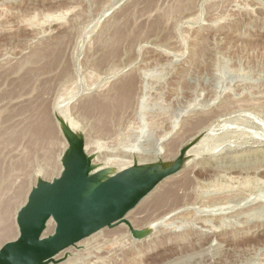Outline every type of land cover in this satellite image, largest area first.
<instances>
[{
	"label": "rangeland",
	"instance_id": "1",
	"mask_svg": "<svg viewBox=\"0 0 264 264\" xmlns=\"http://www.w3.org/2000/svg\"><path fill=\"white\" fill-rule=\"evenodd\" d=\"M130 78V107L106 123L99 100ZM263 104L264 0H0V250L17 238V213L38 181L59 177L68 148L61 118L85 136L90 157L99 151L94 173L137 158L167 163L187 147L201 160L151 192L190 178L168 217L151 193L142 201L152 208H142L153 217L142 201L128 213L137 231L155 224L147 238L117 222L104 229L117 233L100 230L92 248L80 245L56 264H264ZM124 224L125 234L117 231Z\"/></svg>",
	"mask_w": 264,
	"mask_h": 264
},
{
	"label": "water",
	"instance_id": "2",
	"mask_svg": "<svg viewBox=\"0 0 264 264\" xmlns=\"http://www.w3.org/2000/svg\"><path fill=\"white\" fill-rule=\"evenodd\" d=\"M61 129L68 148L61 163L63 172L53 182L40 179L26 204L17 213L19 238L0 250V264H56L55 257L102 229L115 223L129 226L136 239L155 232L136 231L127 214L164 180L180 173L190 156V148L167 163L140 165L112 173H93L94 157L86 152V139L79 129L65 124ZM56 223L54 235L43 238L49 219Z\"/></svg>",
	"mask_w": 264,
	"mask_h": 264
},
{
	"label": "bare ground",
	"instance_id": "3",
	"mask_svg": "<svg viewBox=\"0 0 264 264\" xmlns=\"http://www.w3.org/2000/svg\"><path fill=\"white\" fill-rule=\"evenodd\" d=\"M135 90H136V89H135V86H134V78H130V79H128L127 81H125V82L123 83V85L117 90V92H115V95H114V97L112 98V100H106V101L103 100V99H102V101L99 100V101L101 102V104L99 105V107L101 106V107H100V108H101V110H100V115H102L103 117H106V118H105V119H106V121H105L106 123H111L112 120L115 118L116 115H118V114H119L121 111H123L125 108L127 109L128 106L130 107V102L132 101L133 94H134V91H135ZM263 105H264V104H263ZM98 109H99V108H98ZM91 110H92V109H91ZM91 110H90V111H91ZM95 110H96V109H95ZM90 111H88V112H90ZM98 111H99V110H98ZM124 111H125V110H124ZM44 113H46V112H44ZM44 113H43V116L45 115ZM92 113H93V112H92ZM97 114H98V113H97ZM92 115H93V114H92ZM46 116H47V115H46ZM88 117H89V116H88ZM93 117H94V116H93ZM127 117H128V116H127ZM42 118H43V117H42ZM42 118H41V120H42ZM46 118H47V117H46ZM38 119H40V118H38ZM43 119H44V118H43ZM101 119H102V118H101ZM95 120H96V119H95ZM98 120H99V119H98ZM102 120H103V119H102ZM96 121H97V120H96ZM100 121H101V120H100ZM117 121H118V120H117ZM37 122H39V120H38ZM37 122H36V123H37ZM101 122H102V121H101ZM43 124H44V122H43ZM45 124H46V123H45ZM47 125H48V124H47ZM72 125L75 126L76 124H75V123H72L71 126H72ZM103 125H104V124H103ZM107 125H108V124H107ZM107 125L105 124V126H107ZM110 125H112V124H109L108 126H110ZM116 125H118V124H116ZM36 127H37V126H36ZM43 127H47V126L45 125V126H43ZM110 127H111V126H110ZM38 128H39V127H38ZM38 128H37V129H38ZM73 128H77V126H76V127H73ZM93 128H94V127H93ZM97 128H98V127H97ZM29 129H31V128H29ZM50 129H51V128H50ZM52 129H53V128H52ZM77 129H78V128H77ZM102 129H104V126H103V128H101L100 130H102ZM105 129H107V128H105ZM108 129H109V128H108ZM42 130H43V129H42ZM109 130H110V129H109ZM32 131H33V130H32ZM44 131H45V130H44ZM49 131H50V130H49ZM39 132L41 133V131H38V133H39ZM101 132H102V131H101ZM33 133H35V130L33 131ZM43 133H44V132H43ZM51 133H52V131H51ZM107 133H108V132H107ZM110 133H111V132H110ZM35 134L38 135L37 133H35ZM46 134H47V133H46ZM52 134H53V133H52ZM113 134H114V133H113ZM192 134H193V133H192ZM44 135H45V134H44ZM47 135H48V134H47ZM47 135H45V136H47ZM94 135H95V134H94ZM40 136H41V135H40ZM42 136H43V135H42ZM42 136H41V137H42ZM187 136H188V135H187ZM192 136H193V135H192ZM37 137L40 138V139H37V138H36L37 140H41V137H39V136H37ZM95 137H96V136H95ZM164 137H166V136H164ZM185 137H186V136H185ZM185 137H184V138H185ZM187 138H188V137H187ZM87 139H88V138H87ZM115 139H116V138H115ZM88 140H89V139H88ZM88 140H87V141H88ZM185 140H186V139H185ZM188 140H189V139H188ZM41 141H42V140H41ZM43 141H44V140H43ZM106 141L108 142V140H106ZM39 142H40V141H39ZM88 142H89V141H88ZM103 142H105V140H104ZM109 142H110V141H109ZM116 142H117V141H116ZM182 142H183V141H182ZM64 143H65V142H64ZM64 143H63V144H64ZM89 143H91V145H92V142H89ZM89 143H88V145H89ZM105 143H106V142H105ZM110 143H112V142H110ZM97 144H98V143H95V144H93V145H97ZM93 145H92V146H93ZM111 145H113V144H111ZM65 146L67 147L66 144H65ZM99 146H101V145H99ZM103 146H104V145H103ZM108 146H109V145H108ZM117 146H118V144H117ZM87 147L89 148V146H87V144H86V148H87ZM90 147H91V146H90ZM114 147H116V145H114ZM96 148H97L98 150H100V153L103 152V151L101 150L100 147L98 148V146H97ZM102 148H103V147H102ZM106 148H107V147H106ZM66 149H67V148H66ZM89 149H90V148H89ZM89 149H88V150H89ZM92 149H93V148H92ZM103 149H104V148H103ZM125 150H126V149H125ZM176 150H177V149H176ZM176 150H175V151H176ZM63 151H64V150H63ZM101 151H102V152H101ZM112 151H113V150H112ZM87 152H88V151H87ZM92 152H94V150H93ZM98 152H99V151H98ZM98 152H97V154H96V152L91 153V154H92L91 157H92V158H93V157H94V158H97V157H95L94 155H95V154L98 155ZM110 152H111V151H110ZM124 152H125V151H124ZM126 152H127V151H126ZM126 152H125V153H126ZM131 152H132V151H131ZM256 152H257V151H256ZM88 153H89V152H88ZM104 153H105V152H104ZM120 153H122V152H120ZM89 154H90V153H89ZM105 154H106V153H105ZM128 154H129V153H128ZM133 154H134V153H133ZM137 154H139V153H136V156H137ZM170 154H171V153H170ZM245 154H246V153H245ZM247 154H248V153H247ZM99 155H100V154H99ZM99 155H98V156H99ZM103 155H104V154H103ZM126 155H127V154H126ZM130 155H131V154H130ZM139 155H140V154H139ZM154 155H155V154H154ZM154 155H153V156H154ZM177 155H178V154H177ZM209 155H210V154H209ZM242 155H243V154H242ZM106 156H107V155H106ZM108 156H109V155H108ZM113 156H114V154H113ZM117 156H118V155H117ZM131 156H132V155H131ZM146 156H147V155H146ZM151 156H152V155H151ZM202 156H203V155H202ZM103 157H104V156H103ZM103 157H100V158L103 159ZM109 157H112V155L110 154ZM198 157H200V158H198ZM113 158L115 159L114 161H112V158H111V160H110V161H112V163L116 161V158H117V157H116V158L113 157ZM133 158H134V157H133ZM136 158H137V157H136ZM141 158H142V157H141ZM143 158H145V157H143ZM150 158H151V157H150ZM170 158H171V156H170ZM98 159H99V158H98ZM106 159H107V158H106ZM120 159H121V157L119 158V160H120ZM126 159H127V158L125 157V159L123 158V159H121L120 161L122 162V161H125ZM147 159H148V158H147ZM191 159H193V160H191ZM202 159H203V157H202ZM96 160H97V159H96ZM100 160H101V159H100ZM128 160H129V159H128ZM128 160H127V161H128ZM137 160H138V158H137ZM137 160H136V161H137ZM139 160H140V159H139ZM150 160H151V159H150ZM200 160H201V156H196L195 159H194V157H193V158H190V159L187 160V163H186L185 167L189 166L191 163H194L193 165H195V161H198V162H199ZM209 160H210V159H209ZM233 160H234V159H233ZM102 161H103V160H102ZM110 161H108V159H107L106 166H107L108 162H109V165H110V163H111ZM120 161H119V162H120ZM129 161H134V159H133V160L131 159V160H129ZM129 161H128V162H129ZM145 161H146V160H145ZM145 161H144V162H145ZM156 161H157V160H156ZM156 161H152V163H153V162H156ZM207 161H208V160H207ZM100 162H101V161H100ZM105 162H106V161H105ZM121 162H120V164H119L118 161H117V164L114 163V164H113V167H114L115 165H122ZM144 162L141 163V164H144ZM150 162H151V161H149L148 163H150ZM209 162H210V161H209ZM260 162H261V161H260ZM93 163H94V162H93ZM96 163H97V162H96ZM103 163H104V162H103ZM112 163H111V165H112ZM124 163H127V162H124ZM130 163H131V162H130ZM130 163H129V165L132 166V164H130ZM133 163H134V162H133ZM139 163H140V162H139ZM148 163H146V164H148ZM141 164H140V165H141ZM196 164H197V163H196ZM198 164L200 165V163H198ZM204 164H205V163H204ZM262 164H263V163H262ZM96 165H97V164H96ZM144 165H145V164H144ZM202 165H203V164H202ZM202 165H201V166H202ZM255 165H256V163H255ZM94 166H95V163H94ZM100 166H102V162H101ZM122 166H123V167H121V166H118V167H117V166H116V167H114V168H118V169H119L120 167H121V168H124V167H125V168H127V167H131V166H127V167H126L125 164L122 165ZM203 166H204V165H203ZM203 166H202V167H203ZM205 166H206V165H205ZM233 166H234V165H233ZM240 166H241V165H240ZM251 166H252V165H251ZM257 166H258V165H257ZM257 166H255V167H257ZM56 167H57V166H56ZM95 167H97V166H95ZM98 167H99V166H98ZM104 167H105V166H104ZM190 167H191V166H190ZM198 167H200V166H198ZM221 167H222V166H221ZM235 167H236V166H235ZM57 168H58V167H57ZM60 168H61V171L58 170V171L60 172V174H58V176H59L58 178L61 177L62 172H63V166H62V167L60 166L59 169H60ZM111 168H112V166H111ZM114 168H113V169H108V167H107V168H103V169L101 168L102 170H101V169H98V171H101V172H103V171H110V172H112V173H115V172L113 171ZM125 168H124V169H125ZM200 168H201V167H200ZM204 168H205V167H204ZM222 168H223V167H222ZM232 168H233V167H232ZM246 168H247V167H246ZM249 168H251V167H249ZM253 168H254V167H253ZM95 169H97V168H95ZM184 169H185V168H184ZM186 169H187V168H186ZM193 169H194V168H193ZM201 169H202V168H201ZM223 169H224V168H223ZM230 169H231V168H230ZM262 169H263V168H262ZM262 169H261V170H262ZM195 170H196V169H195ZM199 170H200V169H199ZM233 170H234V169H233ZM252 170H253V169H252ZM255 170H256V169H255ZM255 170H254V171H255ZM55 171H57V170L55 169ZM193 171H194V170H193ZM227 171H228V170H227ZM227 171H226V172H227ZM231 171H232V170H231ZM234 171H238V170L235 169ZM239 171H240V170H239ZM256 171H257V170H256ZM96 172H97V171H96ZM96 172H95V173H96ZM194 172H195V171H194ZM250 172H251V170H250ZM93 173H94V171H93ZM185 173H186V172H185ZM196 173H197V172H196ZM241 173H242V172H241ZM243 174H244V173H243ZM189 175H190V174H189ZM189 175H188V176H189ZM241 175H242V174H241ZM178 176H180V175H178ZM184 176H185V174L183 175V177H184ZM188 176H186V177H184V178H187V179H188ZM238 176H240V175H238ZM250 177H251V176H250ZM56 178H57V177H56ZM238 178H239V177H238ZM251 178H252V177H251ZM51 179H52V178H51ZM54 179H55V177H54ZM176 179H177V178H176ZM178 179H179V178H178ZM180 179H182V181H183V178H182V177H181ZM180 179L178 180L179 182H180ZM193 179H194V178H193ZM193 179H192V180H193ZM244 179H245V178H244ZM248 179H249V178H247V180H248ZM174 180H175V178H174ZM212 180H213V179H212ZM212 180H211V181H212ZM240 180H241V179H240ZM242 180H243V179H242ZM245 180H246V179H245ZM261 180H262V179H260V182L262 183ZM48 181H49V180H48ZM50 181H51V180H50ZM189 181H190V178H189ZM189 181L186 180V181H183L182 183H175V184L170 185V186H167V185H166L167 188H166L165 186H163V187H165V188L161 187V189L163 188V190L160 191V190L158 189V191H160V192H158V193L155 192V195H154V192L151 193V194L154 195V197H153L152 195L150 196V197H151V200L153 199V201H149L150 204H151V205H152V204H155V205H157V206H158V204H159V205L161 204L162 206H164V207H163V208H164V210H163V211H164V214H163V215H160V216H159L160 218H164V219H165V217H163V216L165 215V212L167 211V209H166L165 207H169L170 204H171L173 201H174V202H177L179 199H181L180 197H184V196H180L181 193H180V195H179V190H183V189L187 188L188 185L191 186V184H188ZM193 181H194V180H193ZM193 181H191L190 183H192ZM197 181H198V180H197ZM52 182H53V179H52ZM168 182H169V181H168ZM170 182H171V181H170ZM174 182H177V181H174ZM238 182H239V181H238ZM242 182H243V181H242ZM166 183H167V182H166ZM171 183H173V180H172ZM171 183H170V184H171ZM210 183H211V182H209V184H210ZM244 183H245V182H244ZM246 183H247V182H246ZM167 184H168V183H167ZM211 184H212V183H211ZM239 184H240V183H239ZM192 185H193V183H192ZM226 185H227V184H226ZM35 186H36V185H35ZM227 186H228V185H227ZM210 187H211V186H210ZM215 187H216V186H215ZM215 187H214V189H215ZM211 188H213V187H211ZM187 189H189V187H188ZM216 189H217V188H216ZM221 189H224V188L222 187ZM221 189H220V190H221ZM226 189H227V188H226ZM189 190H190V189H189ZM189 190H188V191H189ZM224 190H225V189H224ZM224 190H223V191H224ZM228 190H229V188H228ZM228 190H227V191H228ZM231 190H232V189H231ZM218 191H219V190H218ZM183 192H184V190H183ZM183 192H182V193H183ZM185 192H187V191H185ZM208 192H209V191H208ZM216 192H217V191H216ZM156 193H157V194H156ZM190 193H191V192H189L188 196H191ZM186 195H187V194H186ZM148 196H149V195H148ZM198 196H199V195H198ZM222 196H223V195H222ZM229 196H230V195H229ZM229 196H227V199L229 198ZM225 197H226V196H225ZM147 198L149 199V197H147ZM219 198H220V197H219ZM145 199H146V198H145ZM186 199L188 200V199H190V198H188L187 196H185V198H183L182 201H183V200H186ZM214 199H216V198H214ZM221 199L224 200V199H226V198H221ZM261 199H262V198H261ZM208 200H209V199H208ZM211 200H212V199H211ZM233 200H234V199H233ZM257 200H258V198H257ZM144 201H145V200H144ZM144 201H142V202L144 203ZM147 201H148V200H147ZM147 201H146V202H147ZM188 201H191V200H188ZM198 201H199V200H198ZM218 201H219V200H217V202H218ZM220 201H221V200H220ZM220 201H219V203L221 204L222 202H220ZM227 201H228V200H227ZM26 202H27V200H26ZM146 202H145V203H146ZM149 202H147V203H149ZM170 202H171V203H170ZM178 202H179V201H178ZM184 202H185V201H184ZM210 202H211V201L209 200V203H210ZM212 202H213V201H212ZM223 202H224V201H223ZM254 202H255V201H254ZM145 203H144L143 205L140 204L139 207L142 208V207L145 205ZM147 203H146V206H147V208H148L150 205H147ZM181 203H183V202H180V204H181ZM189 203H190V202H189ZM255 203H256V202H255ZM262 203H263V202H262ZM24 204H25V203H24ZM24 204H23V206H24ZM178 204H179V203H178ZM184 204H185V203H184ZM193 204H194V203H193ZM220 204H219V205H220ZM226 204H227V203H226V201H225V203H224L222 206H224V205H226ZM141 205H142V206H141ZM155 205H154V206H155ZM214 205H215V204H214ZM173 206H174V205H173ZM184 206H186V205H184ZM204 206H205V205H204ZM209 206H210V205H209ZM227 206H228V205H227ZM150 207H151V206H150ZM152 207H153V205H152ZM152 207H151V208H152ZM158 207H159V206H158ZM158 207H157V208L155 207V210H156V211H157V209H159ZM160 207H161V206H160ZM170 207H171V206H170ZM175 207H176V206H174V208H175ZM178 207L180 208V206H178ZM182 207H183V206L181 205V208H182ZM220 207H221V205H220ZM224 207H225V206H224ZM253 207H254V206H253ZM136 208H137V207H136ZM145 208H146V207L144 206V209H145ZM151 208H149V209L151 210ZM163 208H160V210L163 209ZM179 208H178V209H179ZM235 208H236V207H235ZM139 209H140V208H139ZM142 209H143V208H142ZM142 209H140V210H142ZM144 209H143L142 211H143L144 215H146L147 213L144 212L146 209H145V210H144ZM149 209H148V210H149ZM165 209H166V211H165ZM170 209H171V208H170ZM170 209H169V210H170ZM175 209H176V208H175ZM175 209H174V210H175ZM133 210H135V208H134ZM133 210H132V211H133ZM148 210H147V211H148ZM160 210H159V211H160ZM169 210H168V211H169ZM179 210H180V209H179ZM179 210L176 209L175 212H178ZM136 211H138V210H136ZM152 211H154V210H152ZM163 211H162V212H163ZM168 211H167V212H168ZM138 212H139V211H138ZM160 212H161V211H160ZM160 212H159V213H160ZM171 212H172V211H171ZM175 212L173 211V214H174ZM248 212H249V210H248ZM129 213H130V212H129ZM131 213H133V212H131ZM141 213H142V212H141ZM143 213L141 214V216H143ZM149 213H150V214H148V215L153 214V212L151 213V211H150ZM159 213H156V214H159ZM134 214H136V212H134ZM134 214H132V215H131V214H130V215L127 214V215L130 216V217L132 216L131 218H133V215H134ZM139 214H140V213H139ZM171 214H172V213H171ZM171 214H170V215H171ZM136 215H137V214H136ZM136 215H135V216H136ZM148 215H146V216L148 217ZM167 215L169 216V214H166L165 216H167ZM238 215H239V214H238ZM241 215H242V214H241ZM243 215H244V214H243ZM243 215H242V216H243ZM135 216H134V217H135ZM141 216H140V219L142 220V219L144 218V216H143L142 218H141ZM151 216H152V215H151ZM151 216H150V217H151ZM155 216L157 217V215H154V218H152V217H153V216H152L151 219L156 220V219H155ZM161 216H162V217H161ZM168 216H167V217H168ZM172 216H174V215H172ZM172 216H171V217H172ZM136 217H137V216H136ZM147 217H145V218H146V221H149V219H147ZM150 217H149V218H150ZM159 217H158V218H159ZM16 218H17V216H16ZM127 218H128V217H127ZM128 219H129V218H128ZM128 219H127V220H128ZM135 219H137V218H135ZM135 219H134V220H135ZM138 219H139V216H138ZM164 219H162V220H164ZM129 220H130V219H129ZM175 220H176V219H175ZM224 220H225V219H224ZM142 221L144 222L145 220H142ZM157 221H158V220H157ZM159 221H160V219H159ZM167 221H168V220H167ZM167 221H166V222H167ZM171 221H172V220H171ZM210 221H211V220H210ZM214 221H215V220H214ZM220 221H221V220H220ZM220 221H219V222H220ZM139 222H140V220H139ZM153 222H154V221H153ZM153 222H152V223H153ZM163 222H164V221H163ZM169 222H170V221H169ZM169 222H167V223H169ZM172 222H173V221H172ZM174 222H175V221H174ZM225 222H226V221H225ZM170 223H171V222H170ZM201 223H202V222H201ZM203 223H204V222H203ZM220 223H221V222H220ZM222 223H223V222H222ZM132 224L134 225V223H132ZM136 224H138V223L136 222ZM142 224H143V223H141V225H142ZM144 224L146 225L147 223H144ZM159 224H160V222H159ZM159 224H158V225H159ZM205 224H206V223H205ZM205 224H204V225H205ZM224 224H225V223H224ZM115 225H118V224H115ZM153 225H155V224H153ZM153 225H152V226H153ZM156 225H157V224H156ZM225 225H226V224H225ZM127 226H128V225H127ZM138 226H140V223L138 224ZM150 226H151V222H150ZM152 226H151V227L148 226L149 229L152 228ZM205 226H206V225H205ZM207 226H208V225H207ZM222 226H223V225H222ZM262 226H264V224H262V225L259 226V227H262ZM128 227H129V226H128ZM132 227H133V226H132ZM155 227H156V226H155ZM216 227H217V226H216ZM218 227H219V226H218ZM240 227H241V226H240ZM120 228H121L122 230L120 231V229H119V230H117V231H119V232H122V231H123V232H124V231L126 232V231H128V230H126V226H125V224L122 225ZM134 228H135V226H134ZM141 228H142V229H141ZM143 228H144V227L141 226V227L139 228L138 232H139V233H144L145 231L148 230V229H147V230H144ZM117 229H118V228H117ZM137 229H138V228H137ZM145 229H146V228H145ZM110 230H111V229H110ZM110 230H109V231H110ZM135 230H136V228H135ZM143 230H144V231H143ZM18 231H19V230H18ZM55 231H56V223H55V221H54L52 218H50L49 221H48V224H47V229L45 230V232H44V234H43V238H48V237L54 235ZM109 231L107 232V230H104V229H103V231H101V233L99 232V234H102V237H103V235H104V236L109 235L108 233L112 234L113 232H116V231H110V232H109ZM136 231H137V230H136ZM111 232H112V233H111ZM119 232H118V233H119ZM125 232H124L123 234H125ZM17 233H18V232H17ZM105 233H107V234H105ZM116 233H117V232H116ZM126 233H127V232H126ZM114 234H115V233H114ZM123 234L120 233V234H115L116 236H114V235H113V236H114V238H115V237L117 238V236H119V235H123ZM130 234H131V233H130ZM127 235H128V234H127ZM97 236H98V235H95V236H92V237H88V238L85 239L84 241L79 242L76 246H73V247H71V248L66 249L65 251L61 252L59 255H57V256L55 257V261L59 260V258L61 259V257H63V258H64L65 256L70 257V255H71V256H74V255H72V254H74V252H76L79 248H80V249L82 248V246L79 247L80 245L89 244V243L91 244L92 239H94V238L97 237ZM110 236H111V235H110ZM124 236H125V235H124ZM131 236H132V235H131ZM106 237H107V236H106ZM126 237H127V236H126ZM129 237H130V236H129ZM18 238H19V234H18L17 238H16L14 241H16ZM98 238H101V237H98ZM121 238H123V237H121ZM146 238H147V237H146ZM102 239H103V238H101V240H102ZM107 239H108V238H106V240H107ZM110 239H111V237H110ZM118 239H119V238H118ZM125 239H126V238H125ZM125 239H124L123 241H125ZM129 239H130V238H129ZM142 239H145V238H142ZM142 239H141V240H142ZM214 239H215V238H214ZM97 240H98V239H97ZM97 240H94V241H92V242H96ZM103 240L106 241L105 239H103ZM113 240H114V239H113ZM113 240H112V241H113ZM115 240H116V239H115ZM115 240H114V241H115ZM130 240H131V242H133V241H132V238H131ZM141 240H140V241H141ZM104 241H102L103 244H104ZM108 241H110V240L108 239ZM117 241H118V240H117ZM117 241H115V242H117ZM121 241H122V239H121ZM126 241H127V239H126ZM106 242H107V241H106ZM115 242H114V243H115ZM100 243H101V242H100ZM119 243H120V242H119ZM129 243H130V242H129ZM90 244H89V245H90ZM94 244H95V243H94ZM97 244H98V243H97ZM97 244H96V247H97ZM103 244H99V245H103ZM108 244H109V243H108ZM112 244H113V243H112ZM116 244H117V243H115V245H116ZM87 246H88V245H87ZM90 246H91V245H90ZM90 246H89V247H90ZM94 246H95V245H94ZM111 246H112V245H109V247H111ZM84 247H85V246H84ZM84 247H83V248H84ZM96 247H94V248H96ZM99 247L101 248V246H98V248H99ZM103 247H104V246H103ZM113 247H114V245H113ZM115 247H116V246H115ZM87 248H88V247H87ZM87 248H86V250H87ZM91 248H92V246H91ZM91 248H89V249H91ZM98 248H97V249H98ZM116 248H117V247H116ZM102 249H103V248H102ZM102 249H101V250H102ZM113 249H114V248H113ZM113 249H112V250H113ZM117 249H118V248H117ZM98 250H99V249H98ZM98 250H95V249H94L93 251H95V252L97 251V253H98V252H101V250H100V251H98ZM104 250H105V248H104ZM81 251H82V250H81ZM88 251H89V250H88ZM91 251H92V250H91ZM91 251H90V252H91ZM82 252H86V251H82ZM82 252H81V253H82ZM90 252H89V253H90ZM95 252H94V253H95ZM118 252H119V250H118ZM77 253H78V252H76V254H77ZM81 253H79V254L82 256ZM86 253H87V252H86ZM89 253H87L89 256H90V255H94V254H89ZM97 253H96V255H97ZM107 253H108V252H107ZM107 253L105 252V254H107ZM110 253H111V252H110ZM110 253H109V254H110ZM101 254H102V253H101ZM105 254H103V255H105ZM113 254H114V253H113ZM115 254H117L116 251H115ZM88 255H87V256H88ZM129 255H130V254H129ZM81 256H80V257H81ZM100 256H101V255H99L98 257H100ZM74 257H75V256H74ZM82 257H83V256H82ZM101 257H102V256H101ZM95 258H97V256H96ZM56 259H57V260H56ZM69 259H70V258H69ZM77 259H78V258H77ZM78 260H79V259H78ZM78 260H77V261H78ZM99 260H100V259H99ZM60 261H61V260H60ZM94 262H95V261H94ZM74 263H77V262H74Z\"/></svg>",
	"mask_w": 264,
	"mask_h": 264
}]
</instances>
